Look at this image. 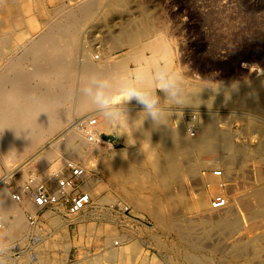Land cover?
<instances>
[{"label":"rangeland","instance_id":"1","mask_svg":"<svg viewBox=\"0 0 264 264\" xmlns=\"http://www.w3.org/2000/svg\"><path fill=\"white\" fill-rule=\"evenodd\" d=\"M95 1L97 2L95 10L79 29V41L75 52L77 66L85 57L90 58L92 63L121 61L123 64L124 61L123 66L130 73L129 78L133 79L134 70L138 68L139 63L129 59L132 48L123 42L122 36L142 29L143 22L148 19L149 22H145L150 25L152 32L150 37L153 40L162 37L168 41L172 53L171 62L177 69L183 71L186 89L197 90L201 86L217 88L222 85L235 86L249 82L253 85L257 83L254 86L257 90L264 88V0H123L118 3V6L113 5L115 0ZM21 2L16 13L22 22L19 31L16 32L9 25L0 28L1 40L7 37L15 41L8 51L5 49L0 54V74L8 79L12 78L13 71H6L1 65L24 57L27 49L46 34L54 19H61L68 11L78 9L85 0H21ZM6 15L8 18L14 16L13 14ZM140 42L143 43V40ZM124 43L126 45H123ZM97 47H100L99 52L96 50ZM122 52H126V54H122ZM145 54L148 56L147 53ZM41 55L42 60L47 56L48 58L53 56L45 50ZM96 56L97 59H95ZM64 62L65 60L61 61V66H63V73L66 75L69 71L68 63L64 64ZM49 63L51 62L49 61ZM36 64H38L36 61L29 58L23 62L24 66H22L27 72H34ZM161 64L162 62H159V65ZM258 70L261 72L258 73ZM33 79L31 85L37 78L33 77ZM157 94L160 96L161 106L168 110L189 109L168 104L161 92L157 90ZM75 95L71 99V103L65 105L66 107L75 105L77 100ZM138 107L140 105L136 103L135 99L130 102L122 101L118 105L128 121H130L131 114H137L136 111L141 110ZM203 110H210L209 113H212V109ZM218 110V113L214 114L220 116H216L218 118H215V123L219 130L224 129L221 131L233 134L234 144L247 146L249 142L254 144L257 141L258 135L254 132L253 127L263 126L264 128V110L258 113L239 106ZM95 118L99 126L104 123L100 114ZM181 118L177 125L176 119L178 118L171 116L169 125L172 128L183 125L187 130L190 124L194 126L200 123V116L196 112L188 111ZM74 119L77 120V118ZM113 125L116 129L114 134L117 140L113 139L114 142L104 141L100 145L101 151L92 154L88 159H68L75 165L84 167L87 180L93 174L97 176L98 184L95 188H90L93 203L80 215L94 213L93 221L69 225H76L80 230L74 226L56 229L48 220L44 221L48 217L51 218L52 214L57 215L47 210L40 214L39 224L31 227L28 225L25 215L27 226L10 232L13 242L10 264H93L96 262L97 264H124L108 259L110 252L118 248V246H111L114 241L123 242V246L120 248L129 247L127 250L133 246L139 247L137 262H133L134 264H184L186 258L191 256L200 259L199 261L204 264H246L244 258L232 259L229 244L236 236L227 239L215 228L211 229L207 224L197 221L194 212L188 209L190 206L184 204L187 199L199 192L202 185L209 193V183L204 184L206 180L203 179L202 184L199 176L194 175V169L202 176L215 171L222 172V169L218 167L212 168L214 170L211 168L206 170L196 166L198 161H212L219 155L195 153L190 157L191 163L193 161L192 164H194L191 166L192 173L190 174L185 169L183 174L186 177L182 182H173L168 178L162 182L155 178V170L151 163L152 160L163 158V146L155 140L141 138L131 130L133 127L118 128L119 125L115 120ZM194 130L192 131L197 135L199 131ZM57 136L58 134H55L52 138ZM11 158L14 159L10 157L9 162L6 163L0 153V175L5 176L20 162L29 161V156L19 162H16L15 159L13 162ZM115 161L132 166L135 169V180L121 181L120 176L127 177L128 172H119L114 165ZM236 162L231 168V173L227 174V182H223V185H229L224 190L227 199L246 197L257 185V176L262 173L264 175V164L250 153L240 157ZM26 164L28 165L23 173L16 171L5 183L8 194L19 188L30 175L35 174L41 180L54 176L46 177L44 171H40L33 162ZM64 167L65 165L55 175L62 172ZM116 177L118 180L115 179ZM163 188L170 195V200L163 196ZM214 196L207 199L209 204ZM153 200L164 202L159 206V212L165 217V221L168 222L171 218H181L185 224L193 227L191 233L194 232L195 240L200 242L201 250L185 246L178 239L179 236L175 230L170 231L165 225L166 223L157 224L148 215L147 207ZM117 203L121 206L117 207L115 205ZM123 206L126 211L121 212L120 208ZM223 213L220 211L217 216L223 218ZM239 214L241 217H246L242 210ZM0 219L2 220L1 213ZM9 219L11 220L12 217L10 216ZM241 222H244L245 227L244 231L241 230L239 233H245L246 236L260 233V230L249 232L246 230L248 227L246 220L243 219ZM261 223L264 221L259 220L258 225ZM202 225L209 227L205 230L209 236L204 237V235L197 234L204 232ZM33 230L34 232H32ZM0 232L3 230L0 229ZM223 246L225 247L223 248ZM250 264H264V253L253 259Z\"/></svg>","mask_w":264,"mask_h":264},{"label":"bare ground","instance_id":"2","mask_svg":"<svg viewBox=\"0 0 264 264\" xmlns=\"http://www.w3.org/2000/svg\"><path fill=\"white\" fill-rule=\"evenodd\" d=\"M22 2L21 0L20 2L19 0H0V28L4 25H9L12 29H15L16 32L19 31L18 29L22 26V22L17 17L16 13ZM114 2L113 5L118 6V3L123 2V0H115ZM96 6L97 2L95 0H85L78 9L68 11L61 19H54L53 21L51 19L53 24L48 27L49 30L46 31L44 36H42V34V38L35 41L31 48L27 49V53L24 57L18 58L17 61H9L7 64L1 65L6 71L12 70L13 75H11L12 78L8 79L3 74H0V153L6 163L9 162L10 157H13L16 162H19L22 160L24 161V159L29 156L28 162H20L7 175H0V213L2 215L3 224L10 232L19 230L25 225L27 226L25 223V212H30L33 209L29 202L16 204L11 200L5 183L7 180L11 179L13 173L16 171L23 173L26 165H28L26 163L33 162V164L38 166L40 171H44L46 177H50L55 175L64 165L69 163L74 164L72 161H68L69 158H73L74 160L88 159L92 154L101 151L100 145L103 144V141L98 136L93 142H88L84 135L87 122L91 118L97 117L100 113L95 110L96 106L93 104L91 97L84 96L80 93L79 88L81 82L87 83L93 77L97 79L110 78L113 81H117L122 75H130V73L125 70L127 68L123 66L124 61L123 64L121 61L115 63L97 61V63H92L90 58L85 57L88 59L84 58L79 62L78 66L76 65L75 52L79 41V29L86 23V20L90 18ZM6 14H13L14 16L8 18ZM145 21H142V29L140 28L131 33L123 34L122 36L123 42H125L128 47L130 46V48H132H128L132 50L129 59L139 63L138 67L144 69L149 67V61L157 57L161 59L160 62L162 63V60L165 59L171 62L172 53L168 41L162 37L153 40L152 37H150L152 33L150 25L147 23L149 21ZM142 40L143 43L140 42ZM14 42L13 39H8L7 37L2 38V40L0 39V54L1 51L5 49L8 51ZM125 43L123 45H126ZM43 50H45V52L49 51L51 56L53 55L52 58H48L47 56L42 60L41 54ZM145 53H147L148 56ZM29 58H32V60L38 63L36 64L37 66L34 67L35 69H33L34 72H27L23 67V62H26ZM64 60L68 63L69 70H67L68 72L65 71L67 72L66 75L63 73V66H61V61L63 62ZM49 61L51 63H49ZM155 67L159 68V63ZM136 70L134 71L136 72ZM260 72L261 70H258V73ZM33 77L37 79L33 82L34 84L31 85V81L34 80ZM249 83L235 86L222 85L217 88L201 86L200 89L197 90L185 88L187 93L186 104L178 106L189 109L169 110L168 117L174 116L180 119L182 115L188 111L191 113L196 112V114L200 116V123L194 126L190 124L187 130L183 125L172 128L167 125H153L147 120L140 126V117L143 114H131L129 121L130 123H135V126L131 128V130L136 132L141 138H146L153 134L154 140L159 145L163 146V158L152 160L151 163L155 170V178L162 182H165L166 178L173 182H182L184 177H186L185 174H183L185 169L188 170L190 174L192 173L191 166L194 164H192L193 161L191 163L190 157L195 153L200 155H219L218 158L212 161H198L196 166L206 170L207 168L212 169L218 167L222 169L220 177L214 175L216 171L202 176L194 169V175L199 176V180L202 184L203 179L206 180L204 184L209 183V193L205 191L202 185V188L198 190L199 192L196 194L194 193L195 195L187 199V201H189H185L184 204L190 206L188 209L194 212L197 221L199 220L201 223L207 224L211 229L215 228L227 239L236 236L230 241V244L228 243L229 247H231L232 259L239 260L240 258H244L246 264H250L253 259L264 253V223L258 225L259 220L264 221L263 173L257 176V185L246 197L242 199H237L236 197L227 199V206L222 210L224 212L223 218L217 216V213L220 211L211 210V205L207 202V199L210 196L224 194L226 186L229 187V185H223V182L226 181L227 174L232 171V166L240 157L250 153L264 164L263 126L253 127L254 132L258 135V139L254 144L249 142L247 146H241L233 143V134L221 131L224 129L219 130L215 123V118H218L216 116L219 114L214 113H216L218 109H223L225 107L234 108L239 106L258 113L264 110V88H260L258 91L257 88L254 87L257 83L255 85ZM74 95L77 98V100L75 99V105H73V107H66L65 105L67 103L69 104V102L71 103V99H73ZM162 95L164 100L167 101L163 93ZM208 108L212 109V113H209L210 110H203ZM74 118H77V120ZM194 128L198 130L199 133L190 137L189 132L190 130H194ZM99 129L100 126L97 125V131H100ZM55 134H58V136L52 138ZM50 139L51 141H49ZM14 159L11 158L13 162ZM114 165L119 172H128L127 177L120 176L121 181L128 182L135 180V169L132 166L120 163L119 161H115ZM79 167H82L81 169L84 170L83 166ZM115 179L118 180L117 177ZM97 182V176L94 174L88 180L85 179V191L90 194V188H95L98 184ZM162 190L163 196L169 199L170 195L164 188ZM223 196H225V194ZM161 203L164 202L153 200L147 207L148 215H150L157 224L166 223L165 225H167L170 231L175 230L179 236L178 239L185 246L201 250L200 242L195 240L194 232L191 233L193 227L185 224L181 218H171L168 222L165 221V217L159 212ZM230 203L232 204L230 205ZM115 205L117 207L121 206L119 203ZM174 209H176V207ZM125 210L124 206L120 208L121 212ZM240 210L245 212L246 217L240 216ZM52 215L49 221L56 229L77 222L80 224L84 221L90 222L91 220L93 221L92 218L95 217H93L94 213H87L83 216L78 215L79 217L66 216V219H62V215L60 216V214L59 216ZM10 216L12 217L11 220L9 219ZM243 219L246 220L248 226L246 230H249V232L260 230V233L251 236H246L244 235L245 233H239L245 227L243 224L244 222H241ZM208 226H203L204 232H199L197 234L204 235V237H206V235L209 236L207 231L205 232L206 229H209ZM1 229L4 231L3 228ZM32 232H34V230ZM119 243L113 242L111 246H118V248L110 252L108 259L124 264H134L137 260V252L140 251L139 247L133 246L130 250H126L123 247L120 248V246H123V242ZM224 247L225 246H223V248ZM199 260L194 256L187 257L186 263L184 264H204V262ZM93 264H97V262Z\"/></svg>","mask_w":264,"mask_h":264},{"label":"clouds","instance_id":"3","mask_svg":"<svg viewBox=\"0 0 264 264\" xmlns=\"http://www.w3.org/2000/svg\"><path fill=\"white\" fill-rule=\"evenodd\" d=\"M161 59L154 58L149 61V67L139 68L130 79L127 74L117 81L110 78H91L87 83L81 82L79 91L82 95L91 97L95 110L103 117L106 126H112L115 120L118 128L134 127L123 112L118 108L122 101L130 102L135 99L142 109L140 126L144 121L153 125L165 124L169 110L161 106L157 90L164 94L168 104L185 105L187 93L185 91L184 73L177 69L169 60H162L159 68L155 66ZM0 264H10L13 247L10 231L0 220Z\"/></svg>","mask_w":264,"mask_h":264},{"label":"built area","instance_id":"4","mask_svg":"<svg viewBox=\"0 0 264 264\" xmlns=\"http://www.w3.org/2000/svg\"><path fill=\"white\" fill-rule=\"evenodd\" d=\"M96 50L99 52L100 47ZM97 58L96 56L95 59ZM97 125V119L94 117L87 122L84 135L88 142H93L98 136ZM189 135L193 137L195 133L190 130ZM214 175L220 177L221 171H216ZM85 179L86 172L83 169L75 164H66L62 172L45 180L34 175L28 176L21 186L9 195L16 204H31L32 211L25 212V215L28 225L34 227L39 224L38 214L41 212L48 210L58 215L74 217L90 208L92 198L84 189ZM210 205L211 210L222 211L227 206V198L217 195Z\"/></svg>","mask_w":264,"mask_h":264},{"label":"crops","instance_id":"5","mask_svg":"<svg viewBox=\"0 0 264 264\" xmlns=\"http://www.w3.org/2000/svg\"><path fill=\"white\" fill-rule=\"evenodd\" d=\"M122 54H126V52H122ZM123 58V57H122ZM138 109H141V107H138ZM137 112V115H140V114H142V109L140 110V111H136ZM139 113V114H138ZM168 119H166L165 120V123L166 124H162V126H165V125H167V126H169V127H172V126H170L169 125V123H171V117H167ZM173 118V117H172ZM175 118V117H174ZM177 121H176V124L178 125L179 124V122H180V119H176ZM181 120H182V118H181ZM183 122V121H182ZM102 125H104L105 126V128H104V126H102ZM102 125H100V132H99V134H98V137L103 141V143H104V141H113L114 142V140L116 139V136H115V134H114V132H115V127H114V125L112 124V126H106L104 123L102 124ZM176 125V126H177ZM153 138V139H152ZM114 139V140H113ZM144 139H147V140H154L155 138H154V136H149V137H146V138H144ZM117 140V139H116ZM42 213V212H41ZM40 213V214H41ZM40 214H38V217L40 216ZM58 215V214H57ZM49 218V217H48ZM44 219V221L45 220H48V222H50L49 221V219ZM62 219H66V216H62ZM39 220L41 221V219L39 218ZM74 227H76V228H78L76 225H73ZM73 226H69V227H73ZM68 227V228H69ZM79 229V228H78ZM80 230V229H79ZM124 236V235H123ZM123 236H121V237H123ZM134 245H136V244H134ZM125 247V249L127 250L128 248L126 247V246H124ZM137 262V261H136Z\"/></svg>","mask_w":264,"mask_h":264}]
</instances>
